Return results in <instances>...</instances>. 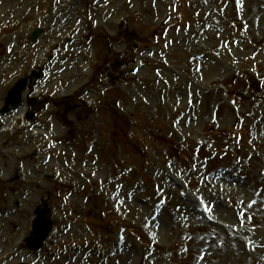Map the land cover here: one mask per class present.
I'll list each match as a JSON object with an SVG mask.
<instances>
[{
	"label": "rangeland",
	"instance_id": "374dc122",
	"mask_svg": "<svg viewBox=\"0 0 264 264\" xmlns=\"http://www.w3.org/2000/svg\"><path fill=\"white\" fill-rule=\"evenodd\" d=\"M246 27L250 43L232 46ZM36 28L43 32L33 41ZM218 45L233 58H214L226 70L208 57ZM191 67L206 80L223 77L220 99L200 84L191 98ZM33 70L41 74L23 91L22 111L0 117V206L16 210L0 217V236L9 237L0 264H111L116 238L130 240L125 264H264V131L240 113L264 112V0H0V107ZM182 92L187 105L176 109L173 94ZM192 109L228 122H197L179 135L173 121ZM223 168L231 177L216 181L213 197L206 173ZM27 182L37 186L23 193ZM119 182L123 193L113 189ZM42 200L53 229L29 251ZM145 204L159 208L153 230Z\"/></svg>",
	"mask_w": 264,
	"mask_h": 264
},
{
	"label": "bare ground",
	"instance_id": "6f19581e",
	"mask_svg": "<svg viewBox=\"0 0 264 264\" xmlns=\"http://www.w3.org/2000/svg\"><path fill=\"white\" fill-rule=\"evenodd\" d=\"M204 32H206L205 26L201 29L200 34H204ZM251 33H252V30L249 29V27H246L245 28V36L234 37L233 38V44H231V45L232 46L233 45L234 46L239 45V47H243V46L249 44L250 41L252 40L251 39ZM175 37L178 38L180 41H183L182 39L185 38L186 35L180 34V35H175ZM214 52H215L214 55H212V53H211L208 57H209V60L211 59L216 65H219L226 70V68H227V66L225 65L226 63H223V62L221 63V62H218L214 59L215 57L220 58L223 56L229 62L233 63V60H232L233 58H229V57L227 58L226 57V47H224L223 45L222 46L218 45L216 48V51H214ZM204 58H205L204 54H202V53L200 55L196 54V56H195V59H197L199 61L204 60ZM191 68H192L190 70L191 74L184 76V79H185L184 81H186L184 86L189 88V90L191 91V98H194L197 100L200 97V95L197 93V89L194 88L195 85L200 84V85H202L208 89H210V88L215 89V91H216L215 99L216 100L220 99L221 96L218 93V88L215 87V84L217 81L223 79V77L206 80V79H204V75L201 74L200 70L197 67H191ZM200 74H201V77H200ZM230 75H232V74H230ZM245 76H246V74H245ZM198 77H200L199 82H198ZM139 81H141V83L144 82L141 79ZM158 82H159L158 77H155L154 79L153 78L150 79L149 80L150 88H152V89L157 88ZM208 85H212V86H208ZM240 90H242V89H240ZM186 97H187V93H183V92L180 94H173V98L175 99V103H176V105H175L176 109L187 105ZM220 104L223 105L224 100H221ZM218 106H219V104L216 105V109H218ZM253 109L254 108L252 106H250L249 111L243 110L240 113L243 116H246L247 121H248V125L251 127L252 131L254 129L256 130L257 128L260 127L261 133H262L264 131V112L258 113L256 111H254ZM18 110H22V108H20ZM236 113L231 111V114L234 116L235 122H237L239 120V116ZM92 117H93V115L91 116V118ZM4 120H5V124H7L8 120L7 119H4ZM62 120H63V123H65L68 126L69 129L72 127L71 126L72 125V119L69 116L65 115L62 118ZM206 121H208V122H206ZM173 122L178 125L179 132H180L179 135H181L183 133L182 130H185L186 132L188 131V132L192 133L197 122L210 123V124H208L209 127L214 126V124L217 125L218 127H220V126H222L228 122V116L225 114H221L219 116L215 115L214 117H210L207 110H204V112L202 113V111H198L197 109H192V110H188L184 114L183 117L177 116ZM206 123H204V124L206 125ZM52 128H54V125H52ZM0 155H2V157H3V154H0ZM34 160H36V156H32V158L29 161H34ZM82 160L86 161L85 158ZM2 173H4V174L6 173L3 168H2L0 174H2ZM163 173H164L163 176H165L169 179L170 170L167 167L163 168ZM229 173H230V168L229 169H226V168L213 169V170H210L206 173L207 178H211L215 181L212 185L210 184V189H211V193H212L213 197L216 196V193H217L216 189H215L217 186L216 181L221 179V178H224V177H228V178L231 177L228 175ZM15 174H16V179L20 180L23 178V176L19 173V171H15ZM36 186H37V184H33L32 182L25 183L23 186L24 187L23 193L28 192L31 188L36 187ZM120 186H121V189H120ZM124 188H125V183L119 182V184L118 183L115 184L113 189H115V193H117V192L123 193ZM38 190H41V186L38 187ZM23 193H21V196L24 195ZM110 194H112V192L109 193V195ZM133 199L135 201L137 200V201L141 202V206H142L143 199L141 197L135 195V198H133ZM139 209H141V207H139ZM145 210H146V214H144L143 217L145 219L146 226L149 230H153L160 222V220H159V208L157 205H154V204H145ZM14 212H16V210L13 208H10L9 205L0 206V217H2V218L6 217L7 214H12ZM21 212H23V209H20V211L17 212L18 215H20ZM8 224L12 227L13 230L16 229L15 221H11ZM10 235H12V232L9 233V236ZM224 239L229 243L233 242V245L237 246L241 250L246 249L245 243L242 240H240L234 236H226V237H224ZM8 240H9V237L5 236L4 234H1V236H0V250L3 249L2 245L5 246V243L8 242ZM129 242H130V240L129 239L126 240V238H122V239L116 238L115 242L113 243V247H112V250L114 249V251H112V253H110V255L114 256L115 254H117L119 256V258H118L117 262L111 263V264H125L124 257L130 248ZM13 255H15V251L10 252L9 254L6 253L5 255H3L1 257V259H2L1 262L5 263L7 261V259L10 261L12 259Z\"/></svg>",
	"mask_w": 264,
	"mask_h": 264
},
{
	"label": "water",
	"instance_id": "95a60500",
	"mask_svg": "<svg viewBox=\"0 0 264 264\" xmlns=\"http://www.w3.org/2000/svg\"><path fill=\"white\" fill-rule=\"evenodd\" d=\"M41 32L42 29H35L31 34V38L36 39ZM37 76V71H33L32 75L29 77V82L31 83ZM26 85L27 79L21 78L9 89L4 100V106L0 109L1 114L7 113L11 108L19 107L21 104L22 91ZM30 117L31 115H28V118ZM33 213L35 217L32 220V236L27 240L26 247L30 250H37L43 245L44 240L52 229L53 223L48 216L50 212L48 211L45 201H43V206L35 208Z\"/></svg>",
	"mask_w": 264,
	"mask_h": 264
}]
</instances>
